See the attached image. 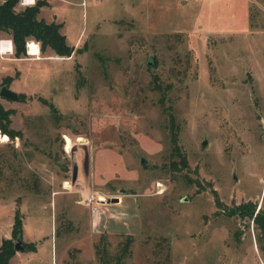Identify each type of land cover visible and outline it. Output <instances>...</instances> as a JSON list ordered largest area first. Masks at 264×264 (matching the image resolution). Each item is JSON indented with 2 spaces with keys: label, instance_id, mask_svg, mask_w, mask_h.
<instances>
[{
  "label": "rangeland",
  "instance_id": "obj_1",
  "mask_svg": "<svg viewBox=\"0 0 264 264\" xmlns=\"http://www.w3.org/2000/svg\"><path fill=\"white\" fill-rule=\"evenodd\" d=\"M47 2L75 51L0 52V242L18 211L36 244L11 262L264 264L215 203L264 209V0Z\"/></svg>",
  "mask_w": 264,
  "mask_h": 264
},
{
  "label": "trees",
  "instance_id": "obj_2",
  "mask_svg": "<svg viewBox=\"0 0 264 264\" xmlns=\"http://www.w3.org/2000/svg\"><path fill=\"white\" fill-rule=\"evenodd\" d=\"M20 0H3L0 2V38L1 33H6L13 46V55L16 58L26 56V42L34 40L40 43V50L44 52L50 48L55 55L61 57L70 56L75 48L67 42L66 36L61 32L62 23L46 21L40 18L42 7L47 6V0H35L33 4L26 5L17 10L16 6ZM5 82L8 79L5 78ZM11 110L5 109L0 102V131L9 138L20 137V132L10 129ZM5 135V136H7ZM7 136V137H8ZM215 203L219 208H224L231 215L241 218L246 217L254 223L257 228V238L264 249V209L257 208L256 203L247 201L231 208L225 206L218 197ZM22 216L15 211L11 229V237L3 238L0 242V264H13L11 259L16 253L13 239L21 238L23 234ZM25 251H35L34 242H23Z\"/></svg>",
  "mask_w": 264,
  "mask_h": 264
},
{
  "label": "water",
  "instance_id": "obj_3",
  "mask_svg": "<svg viewBox=\"0 0 264 264\" xmlns=\"http://www.w3.org/2000/svg\"><path fill=\"white\" fill-rule=\"evenodd\" d=\"M250 77V75L248 74V78ZM0 97L1 98H5L8 100H12V101H17L20 99V96L18 95L17 92L11 90L7 84H4L1 88H0ZM55 111V109H54ZM206 143V139H204L202 141V144ZM140 162H143V157H140ZM113 201H117L118 198H113ZM14 248L16 251H24V246H23V242L22 239L17 237L14 243Z\"/></svg>",
  "mask_w": 264,
  "mask_h": 264
},
{
  "label": "bare ground",
  "instance_id": "obj_4",
  "mask_svg": "<svg viewBox=\"0 0 264 264\" xmlns=\"http://www.w3.org/2000/svg\"><path fill=\"white\" fill-rule=\"evenodd\" d=\"M24 2L25 1H27L28 2V0H23ZM10 47H11V42L10 41H2L1 43H0V49H1V51H7V50H9L10 49ZM37 52H38V47H37ZM39 54V53H38Z\"/></svg>",
  "mask_w": 264,
  "mask_h": 264
},
{
  "label": "built area",
  "instance_id": "obj_5",
  "mask_svg": "<svg viewBox=\"0 0 264 264\" xmlns=\"http://www.w3.org/2000/svg\"><path fill=\"white\" fill-rule=\"evenodd\" d=\"M23 1V0H22ZM10 40V39H9ZM3 41V40H2ZM6 41V40H5ZM10 42H11V40H10ZM30 42H34V43H36V45H37V47H38V53H39V43L38 42H35L34 40H29V41H27L26 42V52L29 54V50H28V45H29V43ZM0 43H1V41H0ZM12 42H11V47H10V49L9 50H7V51H0V52H2V53H6V52H12ZM38 53L35 55V56H37L38 55ZM31 55V54H30Z\"/></svg>",
  "mask_w": 264,
  "mask_h": 264
},
{
  "label": "crops",
  "instance_id": "obj_6",
  "mask_svg": "<svg viewBox=\"0 0 264 264\" xmlns=\"http://www.w3.org/2000/svg\"><path fill=\"white\" fill-rule=\"evenodd\" d=\"M34 2V0H28V2L27 1H25V3L26 4H32ZM43 11V9H41V11H40V13ZM3 41H5V40H3ZM6 41H8V40H6ZM10 41V40H9ZM2 42V41H1Z\"/></svg>",
  "mask_w": 264,
  "mask_h": 264
}]
</instances>
